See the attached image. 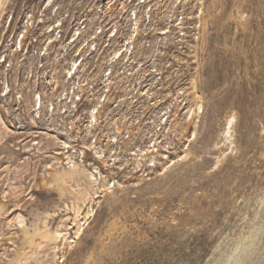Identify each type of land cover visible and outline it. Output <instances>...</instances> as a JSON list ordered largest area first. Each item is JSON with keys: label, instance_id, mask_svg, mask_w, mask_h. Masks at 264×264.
<instances>
[{"label": "rangeland", "instance_id": "1", "mask_svg": "<svg viewBox=\"0 0 264 264\" xmlns=\"http://www.w3.org/2000/svg\"><path fill=\"white\" fill-rule=\"evenodd\" d=\"M195 1L200 39L181 72L194 84L187 105L201 107L190 141L150 178L118 177L103 194L86 178L55 183L49 172L71 165L0 103V264H264V0ZM21 2L0 0V50ZM81 186L92 216L75 238L66 217ZM57 228L69 232L65 247L44 237Z\"/></svg>", "mask_w": 264, "mask_h": 264}, {"label": "built area", "instance_id": "2", "mask_svg": "<svg viewBox=\"0 0 264 264\" xmlns=\"http://www.w3.org/2000/svg\"><path fill=\"white\" fill-rule=\"evenodd\" d=\"M21 1L0 50L12 124H31L66 165L89 166L102 194L118 177L150 178L190 141L200 108L186 103L194 84L181 67L200 39L196 1Z\"/></svg>", "mask_w": 264, "mask_h": 264}, {"label": "bare ground", "instance_id": "3", "mask_svg": "<svg viewBox=\"0 0 264 264\" xmlns=\"http://www.w3.org/2000/svg\"><path fill=\"white\" fill-rule=\"evenodd\" d=\"M200 107H201V105L198 108H200ZM0 120L5 126L6 124L4 123L5 121H3L1 114H0ZM233 120H234V118L230 119V121L228 123V127L225 128L224 134L226 137L230 135V132H232L231 128H233L232 127ZM226 139L229 140L228 137ZM188 155H189V152L185 153L183 156L180 155L179 158H177L176 160H174L172 162V165L179 160H184L185 157H188ZM56 158L58 159L57 163H62V161L60 160L61 158H59V157H56ZM59 169H60V167H58V168L54 167V169H52L53 172H49V175H48L51 177V179L53 181H55V183L58 182V183H60V185H62V184L66 185V184H69L71 182L72 183L77 182L78 185L80 186L81 185L80 182L86 178V179H88L89 187L92 188L91 190H93L94 185L92 184L91 177H89L90 172L88 173L86 168L83 167L82 165H78V164L73 163V165H71L69 167H62V170H59ZM166 171H165V173H166ZM160 174L163 175V172ZM83 184H84V182H83ZM90 188L88 189L87 187L81 186V187H79L77 192H74V194L77 193L76 195H78L76 197V201L73 202V206H72V209H73L72 213L74 214V216L73 217H71V216L66 217V220L67 219L72 220V225H70L67 229L75 228V231H74L76 234L75 238H80V236L83 234V232L85 230V224H87L89 222V219L92 216V213H91L92 210H90V209H88L86 211V213L83 214V208L86 205L85 203L88 200L87 198H89V196H91L90 195L91 193L89 191ZM93 191H95V190H93ZM92 195H94V194H92ZM20 223L23 224L22 219H21ZM45 234H46L44 236L45 238L48 237L55 244H57V242H62V244H64L63 245L64 247H65L66 243L69 241L68 240L69 232L68 231H62L60 228L59 229L57 228L56 230L51 231V232H47ZM73 242H74V240H73ZM57 246L55 245L56 248H57Z\"/></svg>", "mask_w": 264, "mask_h": 264}]
</instances>
